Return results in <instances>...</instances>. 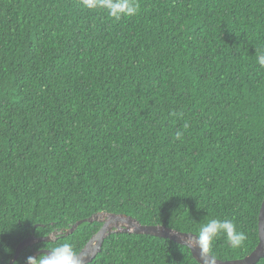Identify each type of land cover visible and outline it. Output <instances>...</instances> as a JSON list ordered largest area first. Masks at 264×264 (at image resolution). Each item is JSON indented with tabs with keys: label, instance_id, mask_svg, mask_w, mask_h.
<instances>
[{
	"label": "trees",
	"instance_id": "obj_1",
	"mask_svg": "<svg viewBox=\"0 0 264 264\" xmlns=\"http://www.w3.org/2000/svg\"><path fill=\"white\" fill-rule=\"evenodd\" d=\"M137 2L116 21L77 0H0V264L55 232L15 264L61 243L80 253L103 225L65 233L99 213L192 235L228 218L246 240L221 236L208 254L257 248L264 0ZM90 264L199 263L175 242L113 234Z\"/></svg>",
	"mask_w": 264,
	"mask_h": 264
},
{
	"label": "clouds",
	"instance_id": "obj_2",
	"mask_svg": "<svg viewBox=\"0 0 264 264\" xmlns=\"http://www.w3.org/2000/svg\"><path fill=\"white\" fill-rule=\"evenodd\" d=\"M77 4L82 9L104 11L116 21L135 16L140 7L137 0H77ZM255 55L259 67L264 68V50H257ZM187 128L188 125L185 124L184 129ZM182 135V132L177 131L175 138L179 140ZM54 235L52 233L48 237L52 239ZM221 236L233 248L241 247L247 238L243 231H238L233 220L228 218L211 219L201 225L194 236H189L193 246L201 250V259L204 264H207L204 254L210 251L213 242ZM45 248L46 250H41L38 256H28L24 264H86L87 258L82 257L69 243H61L51 248L45 246Z\"/></svg>",
	"mask_w": 264,
	"mask_h": 264
},
{
	"label": "water",
	"instance_id": "obj_3",
	"mask_svg": "<svg viewBox=\"0 0 264 264\" xmlns=\"http://www.w3.org/2000/svg\"><path fill=\"white\" fill-rule=\"evenodd\" d=\"M93 223H99L103 226L79 253L82 257L87 258L86 264H90L96 258V256L101 253L104 241L113 234H137L169 240L190 249L193 258L199 264H204V261L201 259V250L194 247L193 243L189 240V236L194 235L183 234L161 226H142L135 219L125 215L99 213L89 219L78 222L71 229H69L65 235L68 237L74 234L80 226ZM54 234L55 235L52 239L49 237L37 239L33 236L22 242L17 248L14 259L9 264H15L21 252L25 248H30L40 243L55 242L58 235H63V233L56 232ZM40 254L41 251L35 253L34 256H38ZM204 255L207 259V264H257L260 260L264 259V201L259 214V244L251 255L242 260L229 262H221L216 260L208 253H205Z\"/></svg>",
	"mask_w": 264,
	"mask_h": 264
},
{
	"label": "flooded vegetation",
	"instance_id": "obj_4",
	"mask_svg": "<svg viewBox=\"0 0 264 264\" xmlns=\"http://www.w3.org/2000/svg\"><path fill=\"white\" fill-rule=\"evenodd\" d=\"M57 233H61V232H57ZM58 236H60V235H58ZM58 236H57V237H58ZM57 237H56V240H57Z\"/></svg>",
	"mask_w": 264,
	"mask_h": 264
}]
</instances>
